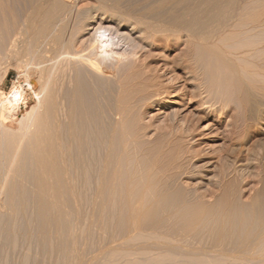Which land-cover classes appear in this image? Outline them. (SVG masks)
I'll use <instances>...</instances> for the list:
<instances>
[{
	"label": "bare ground",
	"instance_id": "bare-ground-1",
	"mask_svg": "<svg viewBox=\"0 0 264 264\" xmlns=\"http://www.w3.org/2000/svg\"><path fill=\"white\" fill-rule=\"evenodd\" d=\"M16 1H20L19 3L23 5V0ZM33 1L31 8L29 7L31 3L24 2V4H28L31 10L27 17H23L25 18L24 21L23 18H21L22 20L20 19L23 21H20L22 24L19 23L16 30L15 27L10 28L12 31L13 29L15 31L12 33V31L8 30L9 36L7 31V33L5 32L7 35L4 33L8 36L5 37L9 41H7V54L10 55L15 50L18 52V50H22L26 46L24 47L27 49L26 56H29L27 53L34 52L32 55H36L39 59L42 57L41 60H43L42 63L38 59L42 66H40L35 75H30L29 79H25V82L26 80L27 82H24L28 90L31 89L36 94L38 101L26 115L24 114V119L28 120L27 123L24 122L25 124H22V121H26L23 119L24 116L19 120L17 118L18 123L21 122L19 123L21 126L24 125L25 127L28 125L27 127L29 128L33 125L30 133L28 129L27 131H23V126L22 131L15 129L16 127L6 123L4 118L6 116L7 120L8 116L13 115L15 110L19 108L22 102L21 98L23 97V85H19L18 83V85L14 86L11 92L12 95L10 96H7L4 91L0 90V232L6 241H11L9 243L13 241V243L15 242L14 245H16L18 236L19 239L20 237L24 239V236L20 235V233L30 230V233H35L36 236H39L44 247L48 248L49 239L52 240V236L59 235V239L55 240L58 241L56 247L65 253L63 255L66 256L65 258L69 263L72 258L69 256L72 254L69 246L73 243L77 247L76 241H80L78 235L81 234L79 232L78 237L76 236L79 239L76 238L75 240L74 236L76 234L74 235L73 233L76 230H72V226L75 227L74 224L78 222H74L75 217H77L74 214L78 213V216L83 215L81 211L84 201L88 198L97 200V206L94 205L96 203L91 206L97 207V214H95L103 220L95 215L94 219L98 220L99 218L101 226L107 227L105 226L107 223L105 222L107 221L105 218L108 215L110 216L109 211L115 210L118 200L121 198L124 200L125 198L124 203L126 199L128 203L127 205L125 204L126 209H128L127 214L130 213L131 215V219L129 218L130 230L128 235L123 238L122 244L121 242L118 244L119 246L122 245L123 250H120L121 248H109L105 250V255L103 254L105 257L103 256V258H106L107 262L113 261L116 263L118 257L119 259L121 257L123 264L226 263L227 258L225 256L219 255L211 258L199 250H189L187 252V248L186 250L184 248L181 249L182 243H180L181 253H179L180 251L178 252L181 256L178 255V250H175L176 247L174 246L170 247L172 249L168 247L169 251L167 249V251H162L158 254L150 253V251L145 250V247L141 246L140 249H138L139 247H135V250L133 248V251L130 250L133 244L173 242L175 239L173 237L175 236L172 233L176 234L177 232L180 233V241L185 242H189L191 239L204 240L206 236H212L210 237L211 239L216 237V239L228 240L226 242L229 244V249L225 250L236 251L238 249L244 254L248 253V255L249 252L251 253V251L256 249V246L262 249L260 246H264V191L260 192L259 190V193L255 194L249 203L242 202L231 194L232 175L234 173L238 175V173L241 174L242 171H245L246 167L250 166L247 162L250 158L247 160L243 159V157L241 158L239 156L241 153L237 156L235 155L234 158H230V160L227 159L228 157H218L221 159L217 158L221 163L217 159H214L210 163V166L206 167L204 164L202 166V163L199 164L202 160L199 159V153H195L197 150L192 151L194 148H190L191 150H188L189 154L187 152L185 158L182 159L185 161H181L178 166L174 164L177 168H174L175 170L171 172L169 170L166 173L168 170L166 167L165 169L167 170L163 169L161 172L159 171L160 168L158 170L154 169L152 165L147 166L148 168L146 166H144V169L141 168V160L136 162V159H138L137 146H134L136 143L132 145L134 142L132 140L131 145L129 144V141H131H128L130 135H127V140H125L126 137L123 139L121 136L119 138L121 144L117 141L119 134L122 135L121 133L126 129L125 126L122 127L123 118L129 113L125 115V108L122 106L123 109H107L109 104H104L101 100L104 93L103 91H98L99 89L96 86L97 82H101L97 81L101 79L99 76H97L96 80V74L105 73L106 70L108 72L109 69L107 67L105 69L102 65L105 62L99 59L101 53L109 49L117 57H122L124 54L120 55L119 52H115L112 42H105L104 36H99L100 32L98 33V29V31L92 32L91 37L88 38L89 40L92 38L91 45L93 47L91 46V52L95 49V54H90V52L86 51L85 43L89 41H86L87 37L81 40H74V36L70 35V31L68 35L74 9V4L71 0ZM103 1H106L105 4L112 2L111 0ZM117 1L119 2V0ZM155 1L152 4L147 3L140 12L134 13L136 14L135 17L133 16L135 18L134 23L138 24V27L140 26L139 30H137L140 32L138 36L142 33L147 35L152 31L151 33L155 34L154 37L157 34L165 35V37L168 36L165 43L170 47L178 43L181 44L183 53L182 64L185 69L184 71H186V78L188 79V83L193 85L192 88L196 92L194 93L196 96H193L199 98L198 100L196 99L197 101L191 100L188 102L189 104L196 102L197 107L195 108L198 111L195 115L202 114L204 117H211L215 123L226 128L230 125L237 126L239 119H244L242 122L246 123V136L249 139L250 137L263 138L264 98H261V96L264 97V84L258 82L264 78V73L262 72V69L264 71V0ZM13 2L15 1L12 0L10 3L13 4ZM10 3L9 0H0V6L2 4L3 6L1 7H4L3 10L9 11ZM114 3L117 4V6L115 5L116 7H120L116 1ZM114 3H112L113 7ZM132 3L128 4L131 6ZM105 4L104 7L103 5H99L103 8H110L108 4H106L108 6ZM124 4L123 7H120L123 10H126V7L133 8L126 4L124 7ZM15 5L14 7H16ZM21 5L20 7H22ZM11 7L13 10V6ZM6 10L4 13H6ZM134 11L133 9L132 12ZM15 13L16 10L14 15H17ZM24 13L27 14L26 11ZM120 15L122 16V14ZM2 17H6L5 14ZM7 17V20H9L8 15ZM6 18L2 20L6 22ZM13 19L15 18L13 17L10 20L12 21ZM126 21H128V18ZM93 28L92 26L89 27V29ZM146 29L150 30L147 31L149 33L145 32ZM3 30L5 31V28ZM159 39L161 38L159 37ZM146 40H148V37H146ZM149 40L153 41L154 39L151 40L149 38ZM20 44H22V48ZM86 44H89V42ZM148 44L149 46H154V42H148ZM134 46L136 45L134 44ZM17 47L21 49H17ZM123 50L125 51V49ZM35 52L39 53L41 57ZM18 53L20 54V52ZM136 53L134 54L136 55ZM7 54L4 55L7 56ZM6 56L5 58H7ZM101 57L103 58L104 56ZM249 58H253L252 64L256 63L255 66H258V69L254 68L256 69L255 71ZM36 59L34 58L33 60L38 61ZM119 61L118 59V63ZM35 64L38 65V63ZM252 70L255 73L258 70L263 73H260L261 78L259 80L256 79L260 77L257 74L255 76V81L257 82L253 79V83L249 82L246 75V72H253ZM113 75H110V78ZM101 80L102 83L105 82L103 81L104 78ZM110 81H108L109 84H111ZM108 82L105 83L108 84ZM261 82H264V79ZM109 92L107 93L109 94ZM155 94L159 98L163 93L157 92ZM13 96H15V100H13ZM26 96L23 98L24 101L26 100ZM104 96L107 97L108 95ZM179 98L184 100V95ZM107 101L109 102V100ZM174 103L178 104L181 101L176 99ZM109 109L113 111H109ZM2 116H4V121L1 118ZM9 119L11 120V117ZM12 119H14L12 122L15 121L14 117ZM19 124L18 126H20ZM121 128L125 129L122 131ZM195 129L198 130L197 127H194V129L193 127H189L188 134L190 132V135L194 136ZM143 130L141 131L143 132ZM182 133L185 134L183 131ZM134 137L129 139H134ZM139 137L137 139H141ZM137 139L135 141H138ZM257 140L259 141V139ZM20 145L22 146V153L19 151ZM257 147L260 146L257 145ZM235 148L237 147L233 149ZM160 153L161 151L159 155ZM229 154L231 153L229 152ZM181 156L183 157L184 155ZM14 160L16 161L14 163L16 167L12 178H10V182H8L10 183L7 187L8 189L5 185L6 189H2L4 181H7L5 180L7 179L6 176L12 171L9 170L14 165ZM224 161L227 162L224 163ZM141 163L142 166L145 165L143 161ZM156 163L158 164V162H155L157 168ZM158 167L160 166L158 165ZM233 181L235 180L233 179ZM185 182H195L196 184L194 183V185L205 183L213 185L214 188H209V193L204 199L202 197L193 198L188 193L189 189L185 185ZM1 190L5 192V197L1 196ZM195 191L197 190L195 189ZM92 194H95V196L93 195L94 198H92ZM123 205L121 206L123 207ZM79 219L77 221H82L81 217ZM102 221L104 222L102 223ZM80 224L82 223L80 222ZM26 227L29 229H26ZM88 227L90 226L88 225ZM77 228L80 227L77 226ZM161 228H167L172 233H165L164 230L161 231ZM92 229L93 231L95 230L94 228ZM80 237L82 240V235ZM115 241L119 242L118 240ZM124 244L132 245H126L127 248L124 249ZM75 246L74 249H76ZM259 248L257 249L258 251ZM136 250H139L137 251L138 255L141 254L142 256L143 252L144 256H137L134 252ZM78 254L79 256L81 255V253ZM79 256L78 258L82 264L83 262L80 258L82 256ZM69 257L70 259H68ZM84 258L82 260H85ZM99 260L101 259L96 261L99 262ZM25 262H28L27 259Z\"/></svg>",
	"mask_w": 264,
	"mask_h": 264
},
{
	"label": "rangeland",
	"instance_id": "rangeland-1",
	"mask_svg": "<svg viewBox=\"0 0 264 264\" xmlns=\"http://www.w3.org/2000/svg\"><path fill=\"white\" fill-rule=\"evenodd\" d=\"M13 1H15V2H13V4H11L10 2H12V0L11 1L9 0V3H10L9 5L13 6V8H14L13 10H12L11 6L8 8V10L11 13L9 11H7L6 9L3 10L4 7L3 8L1 7V6H3L2 4L0 6V8H1L0 19H1L2 15H4V14L6 17H7V15L9 16V20H7L8 17L7 18L4 17V18H6L5 19L6 22L2 20V19H4L3 17L0 20V25H1L0 26V31H1L0 32V46L2 45L0 47V49H1L0 50V59H1L0 62L3 65H5L3 67V65L0 63L1 64V66H0V90L4 91V93L7 96H10V95H12L11 92H12L13 87L18 85V83H19V85H23L22 86L23 97L21 98L22 102L20 103L19 108H17V110H15L13 115L8 116L9 118L11 117V120L9 118L7 119L8 121L10 120L9 122L6 120V118H7L6 116L5 117L2 116L1 118L4 117L6 123L11 124L12 126L16 127L15 129L21 130L22 126L24 127V125L21 126L19 124L21 122L18 123V120L21 117H23L24 114L26 115L31 110L33 105L35 103H37V101H38L36 94L33 93L31 89L28 90V87L25 86L24 82H25V79H29L30 75H35L38 72V70L40 69V66H42L41 62L39 61L42 59V57L39 55V53H36V52L35 53L38 54L41 57V59H39V57H37L36 55L33 54L34 56H36V57H34L32 55V53H34V52H31V53L29 52L31 50L28 51L30 54L27 53V55H29V56H26V50L27 49L24 48L26 46H24L22 48V44H20L22 50H18V52H20V54L17 52V50H15L11 53L9 52L10 55L7 54L8 53L7 48H8V42L9 41L7 40L8 38H6V37L9 36V31H12L11 29L14 27L16 30V27H18L19 23L22 24L21 22H23L25 19L23 17H27L28 13L31 10V9H29V7L31 8L33 5L32 4L33 0H31V1L23 0V5H21L22 3L21 4L19 3L20 1L19 2H17L16 0H13ZM27 1H29V2H27ZM71 1L74 4V9H73V13H72L71 20H70L68 35H69V31H70V35H72V37L74 36V40L75 39L81 40L82 38L87 37V39H86V41H87V40H89L88 38L91 37L92 32H94L98 29L99 30V31L97 30L98 33L99 32L101 33V34L99 33V36L100 35H102V37L104 36L103 38L105 39V42L106 41L112 42V44L114 45L113 47H114L115 52H119L120 55L122 53L124 54V55L122 54L123 55L122 56L123 59H122L121 56L117 57V55L115 53H113L112 51H110L108 48H107L108 49L107 51L101 53V56H104V57L102 58L100 56L99 59L102 60L103 62H105L104 64H102L105 67V69H106V67H107V69L108 68L109 69H108V72L106 70L105 73L104 72L101 73V74H103L102 77H100L101 74H96V80H97V76H99V78H101V79L104 78L103 81H105L106 83L109 80H111L110 81L111 84H109V82H108V84L103 82L104 83L103 84L102 80L99 79L97 81H101L100 83H102V84L97 82L96 86L99 89L98 91H103L104 95H108L106 97L102 94L103 99L101 98V100L104 102V104L105 103L109 104V105L107 104L108 105L107 109L110 108V109L115 110L116 108L123 109L122 107H124L125 108L124 109L125 115H127L128 113L130 114V115L128 114L129 116L127 115L128 117L124 116V118H123V126L122 127L125 126L126 129L124 128L125 131H123L124 129L121 128L123 132L121 133L122 135L119 134L117 141L119 144H121V140L119 139V138H121V136L123 137V139H125V137H126L125 140H127L129 135H130L129 138H132L136 135L134 137V139L128 138V141L131 140V141H129L130 145H131V142H133V141L134 142L132 143V145L134 143H136L134 145L135 147L137 146V151H138V154H137L138 159H136V162H139L141 160L140 161V167L141 168L144 169V166H146V168H148L150 165H152V166H154V169L158 170L160 168L159 171L165 169V167H166L168 169V170L165 169V170H167L166 173H168L169 170H170L169 172H171V171L175 170L174 168H177L178 164L181 163V161L182 162L185 161L182 159H184L185 156L187 154H189V151L191 150L190 148H194V149H192V151L197 150V151H195V153L198 152L200 157L199 156H197V157H199V159L202 160L199 164L202 163V166L204 164L206 167H209L210 163L212 161H214V159L216 160L218 157L219 158L228 157L227 159L230 160V158H232V157L234 158L235 155L237 156L239 153H241V155H239L241 158L243 157V159H245V160L250 158L249 161H247L250 166L246 167L245 171H242L241 174L238 173V175H237V173H234L232 175V180H231L232 181V185H231L232 196L234 198L242 201V202H245V203L248 202L249 203L250 201H252L255 194L257 195V193H259V190H260V192L264 191V178H263L264 177V170H263L264 169V148H262V147H264V137L263 138H257V137L251 138L250 137V139H249L246 136V123L242 122V121H244V119H239V121L237 122L238 123L237 126L230 125L231 127L227 126V128H226L224 126H221L220 124L215 123L213 121V118H211V117H209V118L204 117L202 114L195 115L196 112L198 111L195 108V107H197L196 102H191V104H189L188 102H190L191 100L197 101L199 98L194 97V96H196V94L194 95V93H196V92H195L194 88H192L193 85L189 84L188 79L186 78V71H184L185 69L183 68V64H182L183 53L181 50V44L178 43V44H175V45L170 47L169 45H167L165 43L168 36L165 37V35L157 34L156 35L157 38H156V37H154L155 34L151 33L152 31H150L148 29H146L145 32L149 33L147 31H150V33H149L150 35L149 34L146 35L145 33L141 34L145 39L141 35L138 36L140 32L137 30H139L140 26L138 27V24L134 23L135 22L134 17L136 15L134 13L137 11L140 12V10L143 7H145V5H147V3L152 4V2H156L155 0H147V1L145 0L146 3L144 0H142V1L137 0L136 1L137 4H136L135 0H119V2L122 3V5L117 0H115L119 4L120 7L121 6L123 7L124 3L128 6H130V4H128V3L133 2L130 6L133 8L126 7V10H123V8L121 9L120 7H116L117 4L114 3L115 1H113V0H111L112 2L111 3L109 2V4H108V2L106 3L109 6L106 5L105 4L106 1H103V0H71ZM102 1L106 6H108L110 8H106V7L103 8L104 4L102 3ZM157 1H162V0H157ZM163 1H167V0H163ZM24 2L25 3L27 2L28 4L31 3V4H29L31 6L28 7V4H24ZM33 3H34V1H33ZM112 3H114V7L112 6ZM99 4L101 6L103 5V7H101ZM125 4H124V7L126 6ZM133 4H134L135 8H134ZM14 5L16 7H14ZM20 5L22 7H20ZM138 5H140V6H138ZM25 6L27 9L25 8ZM115 8H118V9H115ZM133 9L135 10L134 12H132ZM5 10H6L7 14L4 13ZM15 10H16L15 14H17V15L19 14L18 16L14 15ZM128 10H129V12H128ZM1 11H3V12H1ZM25 11L27 12V14L24 13ZM1 13H3V14H1ZM120 14H122V16ZM24 15H26V16H24ZM114 16H116V17H114ZM13 17L15 19H13L11 21L10 19H12ZM21 18H23V21H21L22 20ZM127 18H128V21H126ZM1 21L4 22L5 25ZM8 21L11 22L10 24H12V25H10ZM6 23H7V25L8 24L9 25L7 26ZM133 25L135 26V28ZM90 26H92L94 28L89 29ZM3 28H5V31L3 30ZM131 29H133V30H131ZM15 30L13 29L12 33ZM6 31L8 32V36H6L7 35ZM76 35H77V37H76ZM148 35L151 37H149ZM158 35H160V36H158ZM72 37H70V38H72ZM146 37H148V40H146ZM159 37L161 39H159ZM162 37H164V38H162ZM149 38H151V40H153V39L154 40L150 41ZM91 39L88 41L89 44H86L88 42L85 43V45H86L85 47L87 49L86 51L90 52V54H95L96 50L94 48H93L94 50L91 52L92 47H93L91 45ZM160 40H161V42H159ZM148 42H154V46H149ZM134 44L136 46H134ZM87 45H89V46H87ZM89 47H91V48H89ZM18 48H20V47H17V49ZM123 49H125L127 54H125L126 52ZM121 50H123V51L121 52ZM1 52L3 55L7 54V56L6 55L3 56L1 54ZM22 52H23V54H21ZM133 52L134 53L137 52L136 55ZM12 54H14V55H12ZM128 54H130V55H128ZM5 56L7 58H5ZM145 57H147V58H145ZM2 58H4V59H2ZM34 58L35 59L37 58L36 60H38V59L39 60L35 61V60H33ZM127 58L129 59V61ZM118 59L120 60L119 63H118ZM252 59L249 58V61L251 62ZM32 60L35 63H38V65H36ZM41 61L43 63V60H41ZM39 62H40V64H39ZM130 64H132V65H130ZM251 64H252V62H251ZM252 65L251 66L253 67V69L254 68L258 69V66L257 67L255 66L256 63L252 64ZM8 66H9V68H7ZM5 69H7V71H5ZM256 69H254V71ZM259 70L257 71V73H255L253 70H252L253 72H250V71L246 72L247 73L246 75L248 77L249 82L253 83L252 81H253V79L255 81V76L257 74L260 75V73H262V72L264 73L263 69H262V72H260L261 70L260 71ZM110 75H113L111 77L112 79L110 78ZM263 77H264V75H263ZM260 78H261V75H260V77H258L256 79L259 80ZM263 79H261V80H263ZM94 80H95V78H94ZM261 80H259L258 83L264 84V82H261ZM26 82H27V80H26ZM255 82H257V81H255ZM113 85H115V86H113ZM107 92H109V94ZM157 92H162L163 93L162 95H164V96L161 95V97L157 98V95L155 94ZM183 95H184V100H181L179 97H181ZM24 96H26L25 101L23 100ZM14 97L15 96L12 97L13 100H15ZM261 98H264V97L261 96ZM176 99L180 100L181 103H178V104L174 103L176 101ZM107 100H109V102ZM113 100H114V102H113ZM153 104H155V105H153ZM119 105H120V107H119ZM110 109H109V111H113ZM130 112H132L133 114ZM15 113L17 114V116ZM201 116H203V117H201ZM12 117L15 118V121H13V122H12V120H14V119H12ZM193 117H194V119H193ZM195 117H196V119H195ZM4 118H3V121H4ZM17 118H18V120H17ZM24 118H25V116L23 117V119ZM24 120H26V119H24ZM130 121L131 122L134 121V122H132L133 125L135 123L136 124L133 126ZM24 122L27 123L28 120L22 121V124H25ZM137 122H138V124H137ZM148 122L150 125L149 124L147 125ZM18 124L21 126V128H19L20 126H18ZM27 126H25L24 129H22V130L27 131V129H28V132L30 133L31 129L33 128V125H32V127L30 126L31 128L30 127L28 128ZM136 127H139V128L136 129ZM189 127H193V129H194V127L198 128V130L195 129L194 136L190 135V132L188 134L187 131H188ZM144 128L146 131L143 130ZM140 129L143 130V132ZM140 131H141V133H140ZM182 131L185 132V134L182 133ZM232 131L234 133L236 132L237 134L236 133L234 134ZM233 135H235V136H233ZM138 137L141 139H137ZM136 139L138 141H135ZM257 139H259V141ZM257 145L260 147H257ZM234 147H237V148L233 149ZM242 147H244L245 149ZM238 148H240V149H238ZM21 150H22V146L20 145L19 151L21 152ZM198 150L201 152H199ZM231 150H232V152H231ZM257 150H259V151L257 152ZM19 151H18V153H19ZM160 151H161V153L159 155ZM229 152L231 154H229ZM21 153H19V154L21 155ZM180 153H182V154H180ZM246 153H249L250 155L246 154ZM138 155H141V156H138ZM144 155H146V156H144ZM181 155H184V156L182 157ZM143 156H144V158H143ZM223 156H225V157H223ZM246 156H248V157H246ZM163 158H165V159H163ZM152 159H154V160L151 161ZM227 159H225V160H227ZM164 160H166V161H164ZM219 160H221V159H219ZM142 161H143V164L145 163V165H143V166L141 163ZM160 161L163 165L160 163ZM170 161H172V162H170ZM227 161H224V163ZM15 162L16 161L14 160L13 164ZM151 162H153V163H151ZM155 162H158V164L156 163L157 168L155 166ZM219 163H221V161H219ZM222 163H223V160H222ZM174 164H177V166H175ZM158 165L160 167H158ZM218 165L221 166L220 164H218ZM169 166L170 167L174 166V167L173 168L171 167L172 168L171 169ZM15 167H16L15 164L12 165V167L10 168L9 171L12 170L13 172L11 171L10 172L11 174L9 172H8L9 174L7 173L8 176H6L7 179H5L7 181H4L5 183L3 184L2 189H6L9 186L10 183H8V182H10V180H11L10 178H12V176H13L12 174L15 171ZM236 178H237V180H236ZM8 179H9V181H8ZM233 179L235 181H233ZM194 183L195 182H193V183L185 182V185H187V188L189 189L188 193L190 195H192L193 198L194 197L195 198H201L202 197L204 199L205 196H207V194L209 193V188H214L213 185H209V184H205V183H203L202 185L201 184L200 185H198V184L194 185ZM4 185L6 188L4 187ZM195 189L197 191H195ZM233 192H234V194H233ZM4 193L5 192H3L1 190V196L2 197H5ZM205 193H206V195H205ZM93 195L95 196V194H92V198H94ZM240 196H242V197H240ZM88 199H89V201H88ZM88 199L86 201H84V205L82 204L83 208H82L81 212H83V213H81V214H83V215L79 214L81 216H78V213L74 214L75 216L78 217V218L75 217L74 222H78V223L74 224L75 227L72 226V230H74V231L76 230L77 232L75 231V233H73V231L72 230L71 231L74 235L76 234L74 236L75 240L79 236L81 242L80 241L79 242L76 241L77 243L74 242V243H76L77 247L73 243L70 244L69 248H70L72 254L69 256L72 258L71 259H70V257L68 258V259H70L69 263H68V260L65 258L66 256H64L65 253H63L61 250H59L56 247L58 241H55V240L59 239V235L58 236L54 235V237L56 236L55 239L51 235L53 239L50 236V238L52 240L49 239V246H48V248H45L43 243L41 242L39 236H36L35 233L31 234L30 230H26L27 232L25 231V232L20 233V235L24 236V239H22L23 237L22 238L20 237V239H19V236L17 237L18 241H17L16 245H14L15 242L13 243V241H12V243H9L11 241H6L5 237H3V235H1V232H0V245H1L0 246V264H24V263H26V264H70V262H72L71 264H78V262H79V264H81V262L78 258V256H79L78 253H81L80 256H82V257H80V256L79 257L81 258V261L83 262L82 264H90V262H91V264H105L107 262V259L103 258V256L105 255L104 254L105 250H108L109 248H111V249L112 248H114V249L115 248L116 249L121 248L120 250H123L122 245L119 246L118 244H120V242L122 244V241L124 240L123 238H125V236L128 235V232L130 230V224H129L130 221L129 220L131 219V215H130V213L127 214L128 209H126L127 207L125 206V204L126 205L128 204L127 199H126L125 203H124L125 198H124V200H123V198L119 199L117 202V205L115 206L116 209L115 208H114L115 210L112 209L113 212H112V210L109 211L110 216L109 215H108V217L106 216L107 218H105V219L107 221L104 220L105 222L108 223V224L106 223V225H105L107 227L101 226L102 224L99 222H101L100 219H102V218L100 216L96 215L97 214L96 213L97 200L96 201L91 200V198H88ZM91 201H92V203H91ZM86 202H87V204H85ZM94 203H96V204H94ZM93 204L96 206H94V207L91 206ZM122 204H124L123 207L121 206ZM91 208H92V210H91ZM88 210H89V212H88ZM126 210H127V212H126ZM117 214H118V216H117ZM94 215L99 217L100 219L99 218H98V220L94 219L95 218ZM120 215H122V216H120ZM79 217L82 218L81 219L82 221H80L82 224H80V222L77 221L79 219ZM104 221H102V223ZM26 225H28V224H26ZM88 225L90 227H88ZM97 225H98V227H97ZM77 226H79L80 228H77ZM94 226H96V227H94ZM109 226H111V227H109ZM27 228L28 227H26V229ZM92 228L95 229L94 230L95 232L93 231ZM104 230H105V232H104ZM162 230H164L165 233H169V234L172 233L171 231H168L167 228L166 229L161 228V231ZM52 231H53V229H52ZM79 232H81V234ZM82 232H83V234H82ZM78 233L80 235H78ZM177 233L176 234L172 233L173 236H175V237H173V238H175L173 242H166L167 244L165 242H162L163 244L161 242H159V243H142L140 245L133 244V246H131L132 244L131 245L128 244L131 246L130 247L131 249L130 248L129 249L131 251H133V249L135 247L136 248L139 247L138 249H140V246H141V247H145V250L150 251V253L158 254L162 251H167L168 247L170 248L171 246L172 247L174 246V247H176L175 250H178L177 253L179 251H180L179 253H181L182 248H184L185 250L187 248L188 249V250H186L187 252H189V250L190 251L199 250V251L203 252L204 254H206V256L208 255L207 257H211V258H213L215 256H219V255L225 256V258H227L225 264H264V256H263L264 255V246L263 247L260 246L263 250L256 246V249L251 251V253L249 252V255H248V253L244 254L238 249L236 251L235 250H230V251L225 250L229 246L228 242H226L228 240L225 241L224 239H216V237H214L215 239L214 238L211 239L210 237H212V236L209 235L210 233L207 234L210 237L206 236L204 240L199 241L196 239L195 240L191 239L189 242L188 241H186V242L180 241V233H178V234ZM50 234H52V233H50ZM54 234H56V233H54ZM108 234H109V236H108ZM81 235H82V240L80 237ZM89 237H91V238H89ZM177 237H178V239H177ZM79 238H77V239H79ZM119 238H121V239L119 240ZM115 240H118L119 242H116ZM89 242H90V244H89ZM100 242H101V245H100ZM180 243H182L181 249H180ZM27 244H29V245H27ZM159 244H161L162 246L164 245V246L162 247ZM220 244H222V245H220ZM126 245L124 244V246H123L124 249L127 248L128 245L127 246ZM72 246H73V248H72ZM74 246L77 250L74 249ZM157 246H159V247H157ZM17 247H19V248L17 249ZM258 248H259V251L257 250ZM170 249H172V248H170ZM217 250H219V251H217ZM77 251H78V253L76 254ZM82 251H85V252H83L84 254L82 253ZM137 251H139V250L134 251L135 254L138 253ZM168 251H169V249H168ZM224 252H225V254H224ZM179 253H178V255L181 256V254H179ZM216 253L217 254L219 253V254L217 255ZM239 253H240L241 257L239 255ZM253 254L254 255L256 254V255L254 256ZM66 255H68V254H66ZM137 256L143 257L144 254L142 252V256H141V254L140 255L137 254ZM83 257H85L84 258L85 260H82ZM86 257H87L88 261L86 260ZM228 257H230V258H228ZM26 259L28 262H25ZM98 259H101V260H99V262H97ZM36 260H38V261L36 262ZM76 260L77 261L79 260V261L77 262ZM118 260H120L121 263ZM118 260L116 263L113 261H110V262H107V264H118V263L123 264V260L121 259V257H120V259L118 257ZM21 261H22V263H21ZM198 264H200V263H198ZM206 264H211V263H206ZM212 264H217V263L213 262ZM222 264H224V263H222Z\"/></svg>",
	"mask_w": 264,
	"mask_h": 264
}]
</instances>
